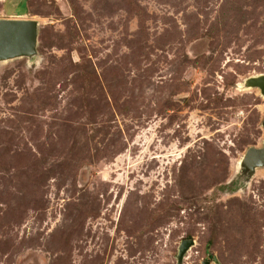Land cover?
<instances>
[{
	"label": "rangeland",
	"instance_id": "obj_1",
	"mask_svg": "<svg viewBox=\"0 0 264 264\" xmlns=\"http://www.w3.org/2000/svg\"><path fill=\"white\" fill-rule=\"evenodd\" d=\"M0 0V264H264V0ZM210 264H216L211 262Z\"/></svg>",
	"mask_w": 264,
	"mask_h": 264
},
{
	"label": "water",
	"instance_id": "obj_2",
	"mask_svg": "<svg viewBox=\"0 0 264 264\" xmlns=\"http://www.w3.org/2000/svg\"><path fill=\"white\" fill-rule=\"evenodd\" d=\"M39 23L37 20L22 18L0 19V65L16 59L26 58L31 63L40 61L37 51ZM239 90L256 89L264 96V73L250 75L237 84ZM264 129V116L261 121ZM264 168V139L260 146H251L246 149L238 162L235 182L247 186L256 170ZM194 245V240H182L176 257L177 264L183 260ZM214 262L219 264L216 257L212 261H203L202 264Z\"/></svg>",
	"mask_w": 264,
	"mask_h": 264
},
{
	"label": "trees",
	"instance_id": "obj_3",
	"mask_svg": "<svg viewBox=\"0 0 264 264\" xmlns=\"http://www.w3.org/2000/svg\"><path fill=\"white\" fill-rule=\"evenodd\" d=\"M19 7H22V8H24V9H26V12L25 11H20V12H17V11H15V14H26L27 13V8H26V6H25V0H23V1H21L19 4H18V7L16 8V9H18Z\"/></svg>",
	"mask_w": 264,
	"mask_h": 264
},
{
	"label": "flooded vegetation",
	"instance_id": "obj_4",
	"mask_svg": "<svg viewBox=\"0 0 264 264\" xmlns=\"http://www.w3.org/2000/svg\"><path fill=\"white\" fill-rule=\"evenodd\" d=\"M21 16V15H18V17Z\"/></svg>",
	"mask_w": 264,
	"mask_h": 264
}]
</instances>
